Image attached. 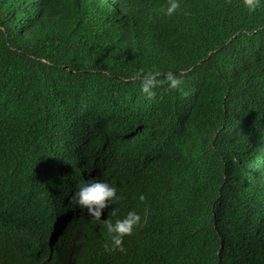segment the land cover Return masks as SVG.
<instances>
[{"label": "trees", "instance_id": "obj_1", "mask_svg": "<svg viewBox=\"0 0 264 264\" xmlns=\"http://www.w3.org/2000/svg\"><path fill=\"white\" fill-rule=\"evenodd\" d=\"M90 175L145 217L121 249ZM257 208L264 0H0L1 264H255Z\"/></svg>", "mask_w": 264, "mask_h": 264}, {"label": "clouds", "instance_id": "obj_2", "mask_svg": "<svg viewBox=\"0 0 264 264\" xmlns=\"http://www.w3.org/2000/svg\"><path fill=\"white\" fill-rule=\"evenodd\" d=\"M245 3L249 7L253 6V0H245ZM93 176L94 175L84 177L76 185L75 190L68 199L72 204L93 219L103 221L107 231L111 234L112 249H121L125 238L130 236V234L127 233L131 231V226L136 219L134 213L137 214L138 220L142 224V220L145 221V217L141 213L137 212L140 209H136L134 211L131 210L124 215L126 208L121 212L119 207L123 202H128V200L123 198L122 195L118 196L117 188L114 185L103 181L100 178L92 179ZM140 199H143V197L141 196ZM115 201H117V204L112 206ZM261 211H264V208H257L251 213H248L250 215L253 213V216L251 215L246 222L256 231L257 234L256 241L249 247L250 252L254 256L255 264H264V223L262 222L260 215H257V212L259 214ZM116 212L120 215V217L117 218L115 222L112 223L106 220L108 213L115 214ZM67 225L68 219L66 217L58 218L50 225L47 239L50 249L48 259L51 258L53 254V247L64 233ZM207 258L208 256L203 259L204 264H210ZM156 263L160 264L158 261ZM135 264L141 263L137 262ZM164 264H167V262H164ZM215 264L225 263L223 262L221 256H218Z\"/></svg>", "mask_w": 264, "mask_h": 264}, {"label": "rangeland", "instance_id": "obj_3", "mask_svg": "<svg viewBox=\"0 0 264 264\" xmlns=\"http://www.w3.org/2000/svg\"><path fill=\"white\" fill-rule=\"evenodd\" d=\"M122 104H128L129 106L130 105H132L134 102H129V101H127V102H121ZM137 108H139V106H136V109H134V110H138ZM259 212V211H258Z\"/></svg>", "mask_w": 264, "mask_h": 264}]
</instances>
